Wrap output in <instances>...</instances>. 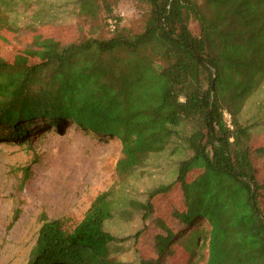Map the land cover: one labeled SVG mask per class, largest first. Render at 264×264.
<instances>
[{
    "label": "trees",
    "instance_id": "trees-1",
    "mask_svg": "<svg viewBox=\"0 0 264 264\" xmlns=\"http://www.w3.org/2000/svg\"><path fill=\"white\" fill-rule=\"evenodd\" d=\"M115 1L76 0L83 25L99 12L104 26L115 21L104 39L84 36L81 24L72 40L59 27L35 35L11 26L16 10L0 8V28L21 43L11 61L0 57V143L21 145L38 125L60 131L72 122L119 143L120 176L156 154L181 156L173 181L143 202L126 200L144 223L133 235L138 264H164L176 250L175 264H264V147L252 146L258 133L239 119L252 99L264 103V0H137L139 33L123 26ZM21 172L27 180L30 168ZM174 191L182 205L157 226L146 260L135 245L155 221V198ZM111 194H99L70 230L42 214L28 264H130L112 256Z\"/></svg>",
    "mask_w": 264,
    "mask_h": 264
},
{
    "label": "rangeland",
    "instance_id": "rangeland-1",
    "mask_svg": "<svg viewBox=\"0 0 264 264\" xmlns=\"http://www.w3.org/2000/svg\"><path fill=\"white\" fill-rule=\"evenodd\" d=\"M112 7L123 26L133 33L141 32L143 18L137 0H116ZM0 8L16 10L8 17L12 27H33L35 35L44 37L53 36L59 27L62 36L72 40L75 25H83L76 0H2ZM102 18L104 13L99 12V19L83 25V35L108 37L110 32ZM190 30L198 34L196 23L190 24ZM18 44L11 31L0 28L1 58L11 61L21 50ZM262 97L252 99L239 119L253 124L252 132L258 133L251 137L252 146L264 147V103L258 105ZM37 128L31 141L21 145L0 143V264H28L43 223L42 214L47 222L60 220L70 230L83 219L94 199L106 191L112 193L114 209L105 223V230L116 238L111 244L112 256L138 264L133 235L144 223L139 209L129 208L126 200L143 202L148 191L173 181L181 156L156 154L130 176H120L116 172L121 157L117 141H100L93 132L81 130L72 122L59 125L60 131L48 123ZM2 129L7 128L1 125ZM258 166L264 174L260 162ZM24 167L30 168V176L22 181ZM154 205L155 221L135 245L146 260L154 250V232L161 228L157 226L171 222V211L182 205L181 196L177 191L158 196ZM180 252L176 250L164 264H175Z\"/></svg>",
    "mask_w": 264,
    "mask_h": 264
},
{
    "label": "built area",
    "instance_id": "built-area-1",
    "mask_svg": "<svg viewBox=\"0 0 264 264\" xmlns=\"http://www.w3.org/2000/svg\"><path fill=\"white\" fill-rule=\"evenodd\" d=\"M107 23V29L109 32H113L115 30V21L112 20V19H108L106 21ZM223 119H224V122L226 124V127L228 129H232V123H231V116L229 113H227L226 111L223 112Z\"/></svg>",
    "mask_w": 264,
    "mask_h": 264
}]
</instances>
